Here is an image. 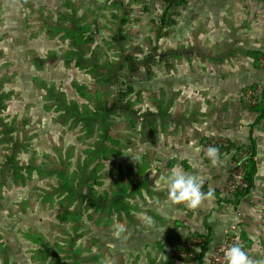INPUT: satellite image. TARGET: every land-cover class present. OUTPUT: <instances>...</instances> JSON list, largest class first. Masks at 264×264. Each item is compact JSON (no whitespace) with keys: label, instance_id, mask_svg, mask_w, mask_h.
Returning a JSON list of instances; mask_svg holds the SVG:
<instances>
[{"label":"rangeland","instance_id":"1","mask_svg":"<svg viewBox=\"0 0 264 264\" xmlns=\"http://www.w3.org/2000/svg\"><path fill=\"white\" fill-rule=\"evenodd\" d=\"M204 1L0 0V264H177L181 243L208 242L166 244V220L139 216L153 214L150 154L166 143L171 82L195 65ZM75 21L89 26L80 45ZM261 181L255 224L239 229L256 260Z\"/></svg>","mask_w":264,"mask_h":264},{"label":"crops","instance_id":"2","mask_svg":"<svg viewBox=\"0 0 264 264\" xmlns=\"http://www.w3.org/2000/svg\"><path fill=\"white\" fill-rule=\"evenodd\" d=\"M198 4L196 62L183 69L180 84L171 82L169 86L172 96L166 100L169 113L161 135L166 143L150 154L148 169L150 177L157 173V181L180 163L186 172L203 177L207 192L212 190L215 195L199 208L188 209L169 203L166 191L156 182L153 185L151 179L155 195L151 217L156 227L158 220L164 219L167 224L163 225L171 228L161 238L166 244L186 235L202 234L209 245H214L230 224L237 225L242 234L239 229L245 232L249 218L253 219L250 226L255 224L252 199L255 188H260L264 180V114L260 99L254 107H247L242 100L247 86L259 85L260 95L264 88V0ZM212 138L228 140L233 146H254L256 174L246 197L223 194L232 170L233 150L219 149L221 161L212 166L202 153L204 142ZM201 264L210 263L204 258Z\"/></svg>","mask_w":264,"mask_h":264},{"label":"built area","instance_id":"3","mask_svg":"<svg viewBox=\"0 0 264 264\" xmlns=\"http://www.w3.org/2000/svg\"><path fill=\"white\" fill-rule=\"evenodd\" d=\"M260 92L261 88L246 87L242 94L243 103L247 107H254L259 101ZM209 146L217 147L220 150L229 148L233 150L232 170L223 194L230 198L242 199L246 197L251 189L246 177L249 161L253 158L250 147L248 145L233 146L228 140L212 138L207 139L202 146L204 156ZM234 243L241 244L246 251V247L238 233L237 225L230 224L223 230L221 240L214 245H209L208 242L206 243L204 237L193 236L173 250L172 259L177 264H195L196 257L204 249V256L210 264H226L224 253Z\"/></svg>","mask_w":264,"mask_h":264},{"label":"clouds","instance_id":"4","mask_svg":"<svg viewBox=\"0 0 264 264\" xmlns=\"http://www.w3.org/2000/svg\"><path fill=\"white\" fill-rule=\"evenodd\" d=\"M205 157L212 166H216L221 161V153L217 147L209 146L206 149ZM157 187H163L167 193V201L174 205H184L188 209H197L206 201L214 199V191L207 193L202 191L204 179L200 175L188 173L182 164L173 165L165 175H160L156 181ZM145 199H149L145 194ZM151 203V200L149 199ZM142 222L152 227L154 219L146 213H139ZM119 235V233H115ZM226 264H264V259L256 260L249 256L239 243H234L228 247L224 253Z\"/></svg>","mask_w":264,"mask_h":264},{"label":"trees","instance_id":"5","mask_svg":"<svg viewBox=\"0 0 264 264\" xmlns=\"http://www.w3.org/2000/svg\"><path fill=\"white\" fill-rule=\"evenodd\" d=\"M70 14L71 13H69V12H64V14H63L64 19L69 18ZM71 27H73V29H72V32L69 34V39L71 40V43H75L76 45H80L82 43V41L85 39L84 37L86 36L87 32L89 31V26L88 25L84 26L81 22L75 21L72 23ZM259 99H260V111L262 112V114H264V88L262 90V93H261ZM249 147L251 149L252 155H254V153H255L254 146L250 145ZM48 174L50 176L58 174L59 178H60V184L66 189V191L70 190L69 185L66 184V180H65L66 175L63 173V171H60V170L59 171H52ZM255 174H256V164H255L253 158H251L249 161V164H248V172L246 175L250 188L254 183Z\"/></svg>","mask_w":264,"mask_h":264}]
</instances>
